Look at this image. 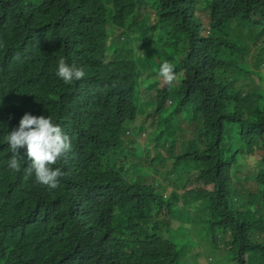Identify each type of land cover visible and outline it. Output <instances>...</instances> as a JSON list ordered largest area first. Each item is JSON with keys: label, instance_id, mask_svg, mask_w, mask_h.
Instances as JSON below:
<instances>
[{"label": "trees", "instance_id": "obj_1", "mask_svg": "<svg viewBox=\"0 0 264 264\" xmlns=\"http://www.w3.org/2000/svg\"><path fill=\"white\" fill-rule=\"evenodd\" d=\"M0 39V264H202L172 225L190 186L212 264H264V0H0ZM60 58L84 79L64 84ZM25 113L72 139L58 189L8 168Z\"/></svg>", "mask_w": 264, "mask_h": 264}, {"label": "clouds", "instance_id": "obj_2", "mask_svg": "<svg viewBox=\"0 0 264 264\" xmlns=\"http://www.w3.org/2000/svg\"><path fill=\"white\" fill-rule=\"evenodd\" d=\"M6 47L7 42L0 39V50ZM85 75L83 67L69 64L65 58L58 60L56 76L64 84L71 85L84 79ZM157 75L167 86H171L177 78L174 65L167 60L160 64ZM95 106L90 96L87 107L95 108ZM5 141L12 153L8 160L9 170L15 173L23 171L25 181L34 178L35 184L49 190H55L61 186L60 181L66 174L56 165L73 151V142L50 116H34L25 113L18 127L7 132ZM21 149L24 150L23 155L20 154ZM25 164L27 166H24ZM184 236L189 238L186 234ZM176 238L180 236L177 235Z\"/></svg>", "mask_w": 264, "mask_h": 264}, {"label": "rangeland", "instance_id": "obj_3", "mask_svg": "<svg viewBox=\"0 0 264 264\" xmlns=\"http://www.w3.org/2000/svg\"><path fill=\"white\" fill-rule=\"evenodd\" d=\"M201 15V14H199ZM149 21L155 22L153 17L151 16L149 18ZM201 23L204 29L209 28V20L205 17L201 18ZM159 27L161 28H165L163 25L160 26L159 23H156ZM113 44V40H110V45ZM250 60H252L250 58ZM246 68H249L248 65H246ZM255 76H259L261 74V70L256 69L255 72H253ZM263 74V73H262ZM263 78H264V74H263ZM161 82L164 83L161 79ZM256 82H259L256 79ZM165 84V83H164ZM166 88H168L167 85H165ZM171 103V102H170ZM170 103H168V105H171ZM147 127H148V123H147ZM185 128V124L183 126ZM143 139H146L147 141L143 144V147L146 149L148 155L150 156L151 151L149 148V144H151V137L150 134L148 132L145 133ZM143 142V140H142ZM185 145V142L183 144V146L179 148V150ZM181 149V150H182ZM246 152V151H244ZM261 151L257 152L256 158L258 159L260 156ZM245 157H247V154H244ZM140 156L144 157V153H141ZM172 165V159H157L155 161V167L152 169L148 170V173L150 176L155 177L156 179H158L162 185H161V190L164 192L165 194V199H169L170 196L167 192H165V189L169 186L167 180H166V175L169 172L170 168ZM241 170L242 173H246V168H243V166H241ZM190 190H188V192L183 196L182 199V203H184L185 201H187V203L189 204L188 206L185 207L186 210H188V212L191 214V219L189 221L184 220V221H179L176 220L174 222H172V225H174L175 229L178 232H182L186 235L189 236L190 240L187 242V244L185 245L184 249H194V247H196L194 249V251L196 252V254H198V252H200L201 257L199 258V263L202 264H212L211 262V252L213 251V246L205 241L203 239L204 233L202 231V227L204 225V220H205V215L202 213H199L198 210H196L193 206V202L196 198L201 197L202 194H195L193 191H199V190H194L191 188H194V186H190L189 187ZM208 188H205L202 191H207ZM251 191H253V189H251ZM244 198V196L241 194L240 195V199ZM249 206V203L244 201V203H239L238 204V213H239V218L244 217L243 214L246 207ZM122 246H125L124 244H122ZM221 249V246L217 247V254H219V250ZM196 260V257H185L184 261L187 262L188 264H192L194 263V261Z\"/></svg>", "mask_w": 264, "mask_h": 264}]
</instances>
